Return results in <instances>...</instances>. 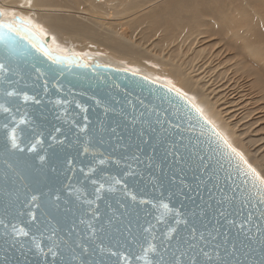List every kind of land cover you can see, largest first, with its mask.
I'll use <instances>...</instances> for the list:
<instances>
[{
  "label": "water",
  "instance_id": "1",
  "mask_svg": "<svg viewBox=\"0 0 264 264\" xmlns=\"http://www.w3.org/2000/svg\"><path fill=\"white\" fill-rule=\"evenodd\" d=\"M19 19V16L3 19L0 12V23ZM25 29L31 30L29 39L38 47L43 45L58 57H70L71 62L65 60L53 64L43 51H37L28 39H24L27 34ZM0 37V63L7 69L0 71V104L11 109L10 112L0 110V221L4 222L0 224V264H61L60 256L53 258L50 253L44 255L53 239L60 243L63 258L67 261L70 258L68 245L74 246V242L81 238L89 246V254L80 257V249H76L79 258L73 260L72 264H81V260L86 264H117V257L107 252L101 255L93 251L96 248L93 243L95 237L88 224L97 229L103 228L98 233L103 243L113 251L130 256V264H145L144 259L135 257L143 256L141 245L147 247L149 243L157 246V253L163 255L165 261L172 258L173 251L177 255L189 251L182 240L178 241L174 237H186L188 227L192 225L204 232L206 241H211L207 247L198 236L197 240L192 241L198 248L205 247L209 251L213 257L210 264H216V251L229 264H261L264 260V233L257 231V225L264 229V223L257 218L264 210V205H260L254 195L251 177L241 176L237 167L240 162L233 157L229 163L224 156L225 150L216 147L217 139L212 135L210 126H205V135L200 134L201 122L197 114L175 93L168 92L165 87L168 85L97 60L87 62L70 51L63 54L52 50L48 45L49 37L41 35L27 24L22 26L19 36L15 32L0 29ZM37 68L40 72L36 71ZM41 73L45 75L41 76ZM45 81L48 88L46 93L43 90ZM5 89L16 90L21 95L6 97ZM23 93L35 96L40 103L25 101ZM96 99L109 104L113 110L105 113L103 105L95 103ZM128 101L132 102L131 105ZM151 109L161 113V117L166 120V128L170 127L167 121L172 125H180L179 129L171 130V135L163 145L153 141L156 143L155 150L151 144H141L138 137L141 124L132 123L133 116L139 118L140 112ZM85 125L87 136L80 132V128ZM12 128L17 131V149L11 147L9 139ZM113 128L116 129L115 133L112 132ZM85 140L95 145V159L91 152H83ZM172 140L180 142V152L185 156L191 155L195 161L191 169L200 177L199 181L194 180L193 171L188 165H182L185 172L179 175L186 173L187 184H200L198 195L188 189L180 193L177 187L179 182L173 184L170 181L178 167L174 164L173 156L167 155L165 158V148H170ZM138 144L143 151L136 147ZM33 145L34 150L30 151ZM133 155L138 156L139 161L133 160ZM200 157L204 158L203 161ZM69 159L73 161L71 166L67 164ZM101 159L105 160L104 164L99 163ZM129 166L133 174L125 175L129 172ZM93 167L96 169L93 179L115 177L123 183L106 184L100 199H96L91 183L83 179L80 171L83 168L87 172ZM245 179L248 180L247 184L243 183ZM69 183L74 186L73 189L66 187ZM125 184L136 195V201H132L130 195L125 196ZM110 186L115 191L109 192ZM249 193L253 194L251 203L245 200ZM32 195L41 197L39 208L29 203ZM56 195L61 197L57 201L59 207L49 203ZM186 195L192 199H187ZM221 199L226 201L224 207L233 213L244 205L239 216L229 217L235 218L237 225L243 222L244 229L237 235V228L232 227L228 231L227 243H224L223 235L215 241L208 235L209 231L216 235L213 224L218 218L216 209L221 207L217 201ZM86 200L94 201L91 207ZM140 200L151 203L141 204ZM161 204H168V209ZM208 204L212 207H207ZM176 210L183 214V219L189 221L188 227L174 223ZM30 211L36 215L35 221L30 222ZM93 211L98 213L95 219L91 215ZM249 212L253 214L250 223L245 221ZM81 219L85 223L81 224ZM4 224L8 227L5 228ZM13 224L17 228L24 227L30 235L13 238L10 235ZM204 224H208L207 231ZM221 224H224L223 219ZM169 227L177 228V233L166 236ZM227 227H222L221 233ZM69 228L74 229L72 235L68 234ZM53 230L58 233L57 237H52ZM36 243L41 245L43 251L36 248ZM217 243L222 246L214 250ZM168 244L171 246L165 252ZM157 253L147 254L153 264L159 259ZM182 259L187 261V257ZM204 259L203 256L198 257L199 261Z\"/></svg>",
  "mask_w": 264,
  "mask_h": 264
},
{
  "label": "bare ground",
  "instance_id": "2",
  "mask_svg": "<svg viewBox=\"0 0 264 264\" xmlns=\"http://www.w3.org/2000/svg\"><path fill=\"white\" fill-rule=\"evenodd\" d=\"M237 3L240 4L239 0ZM220 4L223 5L221 0H0V12L2 18L7 20L12 19L14 17L12 15L15 13L22 14L20 18L26 22L27 26L34 28L43 36H48L49 39L51 36L53 37L52 42L49 40L50 43H48L52 50L63 54L70 51L80 55L87 62L97 60L121 68H133L132 70L135 72L154 78V80L163 79L162 82L169 75L171 77V74L176 76L180 80L179 85L186 88L184 90L193 103L203 110L206 117L217 125L230 143L241 151L264 176V149L255 145L258 140H253L260 139L259 136H261L257 135L253 126L257 129L261 127L263 130L264 117H254L255 108L248 104L242 92L237 91L231 82L233 77L230 76L229 69L223 67V61H216L217 55L211 54L201 59L209 51L207 46L198 48L197 36L193 39L191 33L194 28H199L205 21V17L206 19L210 17L216 30L204 31L202 34H218L222 40H219L220 42L226 41L224 45L227 49L230 48L228 44L238 49L242 48L243 51L245 49L246 55L264 64V57L260 58L262 55L264 56V40H259L260 37H264V20L263 22L262 19L255 20L254 24H256L251 28L249 26L239 28L236 19L229 16L231 14V12L228 14L229 9L227 14L226 10L221 9L220 11V14L225 16L224 20L223 18L216 20L214 16L219 15ZM224 4L226 6V3ZM228 4L227 7H230L231 5L228 6ZM242 4L239 7L244 6ZM249 11L247 10V12ZM251 13L253 12L251 11ZM253 15L256 17L255 13ZM141 27L143 28L141 29ZM210 27L208 31L213 29ZM146 29L150 33L143 31ZM199 29L202 31L201 28ZM141 30L140 37H136L135 33L137 34V31ZM156 33H159L157 35L160 38L158 42L153 40L157 38L156 35L153 37ZM150 39L154 42L150 44L151 49L149 45H144V43L152 41ZM85 41L92 45L87 46ZM239 42H242L241 45H238ZM53 45H56V49L53 48ZM97 46L103 47L107 51L100 52L98 50L99 52H97L95 50ZM151 52L164 54L170 59L180 57L183 62L181 65L190 67L201 59V67L197 70L202 69V72L194 75L195 70L187 72L181 67L169 65L167 61L161 60L162 55L156 56ZM166 71L170 74H165ZM251 74L253 73L251 72ZM206 76L215 84V88L209 94L205 93L207 89L203 90L207 84ZM222 79H226L228 82L217 84L216 81H222ZM226 80L224 81L226 82ZM230 82L231 84H229ZM222 101H225L223 104H228L225 110L221 107L223 104L220 102ZM226 110H230L231 116L236 115L239 120H246L247 122L244 124L250 128L247 133H256L255 136L251 135L250 138L248 135L244 136L246 132L237 128L236 121L229 120L230 115H223ZM262 146L264 148V143Z\"/></svg>",
  "mask_w": 264,
  "mask_h": 264
},
{
  "label": "snow or ice",
  "instance_id": "3",
  "mask_svg": "<svg viewBox=\"0 0 264 264\" xmlns=\"http://www.w3.org/2000/svg\"><path fill=\"white\" fill-rule=\"evenodd\" d=\"M25 23L26 22L22 18H20L19 20H16L14 22L0 23V29H5L9 33L15 32V34L17 36H19V35H21V28ZM25 32L27 34L24 35V39H28V42L30 44H32V47L36 48L37 51H43V54L45 56H47V58L49 60H51L53 64L63 63L65 60L71 62L70 57H58V56L53 55L49 50L45 49L43 45H40L38 47L37 44L33 43L32 40L29 39V35H32L31 30L25 29ZM0 38H2V37H0ZM261 70L264 71V68H262ZM0 71H7V69L5 68V65L2 63H0ZM36 71L40 72V69L37 68ZM53 71H55V70H53ZM43 75H45V73H41V76H43ZM133 75H135V73H133ZM144 79L147 80L148 78L144 77ZM152 83H155V81H152ZM165 87H167L168 92L175 93L176 97H178L180 100L184 101L186 106H188L191 110H193L197 114L198 120L201 122L200 123V128H201L200 134L202 136L205 135V126H210V131H211L212 135H214L217 139L216 147L222 148L223 150H225L224 156L228 159L229 163H231V159L233 157L236 158L240 162V164L237 166L239 169V174L241 176L251 177L252 188L255 189L254 195H255V197L258 198V203L260 205H264V177H262L260 175V173H258L256 171V169H254L247 162V160L244 158V156L240 152H238L237 149L234 148L229 143L228 139L222 133L219 132V130L216 128V126L204 115L203 110L200 107H198L195 103H193V101L190 98H188L186 93L182 92L180 89L176 88L175 86H171V87L165 86ZM43 90L45 93L48 90L47 81L44 82ZM4 95L6 97H16V96H20L21 92H18L16 90L8 91L7 89H5ZM23 99L25 101L33 100L37 104L40 103V100L36 99L35 96H29L27 93H23ZM93 99H95V98H93ZM56 103L59 104V103H61V101H56ZM95 103L97 105H103L105 113L113 110L109 104H105L103 101H101L99 99H96ZM131 103H132L131 101H128L129 105H131ZM142 103H143V101H141V104ZM77 106L80 107L79 104ZM0 110H2L3 112H10L11 111V109L8 107H5L4 104H0ZM82 110L86 111V109H82ZM121 111H123V109ZM133 111H135V106H133ZM153 116L155 117L154 120H153ZM85 119H87V117H85ZM132 123L133 124H136V123L141 124V130L138 133V137L141 141V144H143V145L151 144V146L153 147L154 150L156 148V143H154L153 141H157L160 145H163L164 141L166 139H168L169 136L171 135V130L180 128L179 124L172 125L170 121H167V123H169L170 127L166 128L165 127L166 120L161 117V113L159 111H157L156 109H151L148 111L140 112L139 118L133 116L132 117ZM5 127H7V125ZM56 131L59 132L60 129H56ZM115 131H116V129L113 128L112 132L115 133ZM80 132L85 133V135L87 136V126L85 125L84 127H81ZM146 136H147V138L145 139ZM9 139L11 142V147L13 149L19 148V144L17 142V139H18L17 138V131L15 128L11 129V131L9 133ZM53 139H56V138L53 137ZM182 139L183 138L181 137V140ZM59 142L62 143V141H59ZM136 147L138 149H140L141 151H143V149L140 148L139 144ZM82 148H83L84 153H90L91 152L93 155V159H95L97 152L93 151V149L95 148V145H93L90 140H85L84 144L82 145ZM20 150L23 151V149H20ZM29 150L30 151L34 150V145ZM165 153H166L165 158H167V155L173 156L174 164L178 166L177 171L174 172L170 178L171 183L177 184V181L179 182L177 187H178L180 193H184L185 189H188L189 192H196L198 195L199 194L198 190H199L200 184L199 183H196L195 185L187 184V183H185L186 173H185V175H179V173L185 172V169L182 165H188L190 170L193 171L194 180L195 181L200 180V177L198 175H196L195 170L191 169V165L195 164V161L192 159L191 155L185 156L183 153H181L180 152V142H178L176 140H172L170 148H165ZM100 155H102V154H100ZM40 159L43 160L44 157H40ZM132 159L139 161V157L136 155H133ZM203 159H204L203 157H200L201 161H203ZM72 163H73V161L71 159H69L67 161V164L69 166H71ZM99 163L104 164L105 160L101 159V160H99ZM116 163L119 164V161H116ZM241 165H242V167H241ZM197 167H199V165H197ZM80 171H81V173H83V179L85 181H89L91 183V185L93 187V194L95 195L96 199H100V194L105 190L106 184H112V183L121 184V183H123L122 180L116 179L115 177L108 178L107 180H104L103 178L93 179V174L96 171V169L94 167L89 168L87 172L83 168H81ZM130 174H133L131 172V166H129V172L125 173V175H130ZM69 179H71V178H69ZM102 180H103V182H101ZM243 183L247 184L248 180L245 179L243 181ZM66 187L68 189H73L74 186L71 183H69ZM108 191L109 192L115 191V188L110 186V187H108ZM124 194L126 197L130 195L132 201H136V199H137L136 195L132 194L128 190V187L126 184L124 185ZM42 195H44V194H42ZM252 195H253L252 193H249V195H247L245 197V200H247L249 203H251ZM186 198L192 199L191 196H187V195H186ZM40 199H41V197L39 195H32L29 203L34 205L36 208H39L41 206V204L39 203ZM60 199H61L60 195H56L54 197V199L49 200V203H51L52 206H54V207H59V205L57 204V201H59ZM77 199H79V197H77ZM85 202L89 205V207H91V205L94 203V201H92V200H86ZM140 203L141 204H148L151 202L146 201V200H140ZM225 203H226V201L224 199L217 201V204L220 205L221 207L216 209V217H218V218H215V223L213 224V230L215 231L216 235H212V231L208 232V235L211 236L212 241H215L218 236L223 235L225 237L224 243H227L228 231L232 227L237 228V235H239L244 229V223L243 222L240 223L239 225H237L235 218L229 219L230 216H239L241 214V211H242V208L244 205L242 204L241 209H239L235 213H233L232 211H228V209L226 207H224ZM161 206L165 209H168V207H169L168 204H161ZM154 207H155V205H154ZM207 207L211 208L212 205L208 204ZM28 215L30 217V222L36 220V215L34 212L30 211L28 213ZM91 215L94 219L98 217V213L95 211H93L91 213ZM182 217H183V214L179 210H176L174 213V216H173L174 223L176 225L183 224L184 226L188 227L189 221L187 219H183ZM221 219H223L224 224H221ZM252 219H253V214L251 212H249L248 215L245 217V221L250 223L252 221ZM257 219H259L262 223H264V210H261L260 216ZM3 223H4L3 221H0V224H3ZM80 223L83 224V223H85V221L83 219H81ZM225 225H227L228 227L225 228V231L223 233H221V228L224 227ZM4 227L7 228L8 225L4 224ZM203 227L206 231L208 230V224H204ZM88 228L92 232V236L95 237V239H93V243L96 244V248L93 251H98L101 255H103L105 252H107L111 256L117 257V264H120V262H123V264H130V261H131L130 256L126 255L123 252L113 251L112 248L107 247L103 243V240L98 235V233L103 231V228L97 229L92 224H88ZM12 229H13V231L10 235H12L13 238H15L16 236L28 237L30 235L29 232L24 227L17 228L16 225L13 224ZM145 231H149V229H145ZM257 231L264 233V229H262L260 227V225H257ZM73 232H74V229L69 228L68 234L72 235ZM172 233H177V228L169 227L168 233H166L165 235L169 236V234H172ZM57 236H58V233L55 230H53L52 237H57ZM197 236L199 237V240L205 241V247H207V244L211 243V241H206L204 232L198 231V229L194 225L188 227L186 237H179V236L174 237L178 241L182 240L183 243L187 245L188 250L192 253L191 255H189V251L181 252L180 255H177L176 251H173L171 253L172 258L170 260L165 261L164 256L157 253V246L155 244L149 243L147 247H144L143 245H141L143 256H137L135 258L136 259H144L145 264H153V261L149 260L148 255H147L148 253L151 252V253H157V255L159 256V259L155 262V264H210L213 257H212V255H210L209 251H206L205 247H199L198 248V245L196 243H192V241L197 240ZM169 238H173V237H169ZM155 239H156V237L153 236V240H155ZM33 241H35L34 236H33ZM97 241H99V242L97 243ZM64 243L67 244V241H64ZM170 246H171L170 244L165 246V249H164L165 252L167 251L168 247H170ZM221 246L222 245L220 243L215 244L214 250L220 249ZM68 247H69V251H70V258L67 261H65L63 258V255H62L63 250L60 249V243H58L57 240H55V239H53L52 245L50 247H48V251H47V253H44V255L47 256L50 253L53 258L60 256L61 257V264H72L73 260H76L79 258L76 256V249H80V257L84 256L85 254H89V246L82 242V238L75 241L74 246L68 245ZM36 248L43 251L41 249V245L39 243H36ZM197 249H198V251H197ZM233 250H235V245H233ZM262 250H264V241H262ZM199 256H203L205 259L203 261H199L198 260ZM182 257H187V261L182 259ZM216 257H217L216 264H229L228 261H226L220 257L219 251H216ZM81 264H86V262L81 260ZM261 264H264V260L261 261Z\"/></svg>",
  "mask_w": 264,
  "mask_h": 264
},
{
  "label": "rangeland",
  "instance_id": "4",
  "mask_svg": "<svg viewBox=\"0 0 264 264\" xmlns=\"http://www.w3.org/2000/svg\"><path fill=\"white\" fill-rule=\"evenodd\" d=\"M230 1H232V2H230ZM229 2L228 1H226V0H221V3L223 4L222 6L224 7L225 6V4L224 3H226V6L224 7V9H223V7L221 6V4L219 5V7H221L220 9H219V15L217 14L216 16H214L215 17V19L216 20H220L221 18H223V20H224V17L220 14L221 12V9L223 10V11H225L226 10V14H227V10H228V14H230L229 12H231V14L229 15V16H231V18L232 19H236V21H237V24L239 25L238 27L239 28H242V27H244V28H246L247 26H249L250 28H251V26H253V25H255L254 24V21L255 20H261L262 22H263V20H264V18H263V13H264V0H248V2H246L245 0H239V5H238V3H237V1L238 0H230ZM245 1V2H244ZM252 1V2H251ZM250 2V3H249ZM229 3V4H228ZM231 3V4H230ZM235 3V4H234ZM236 3H237V5H236ZM244 4V6H241V7H239L241 4ZM252 3V4H251ZM262 5H261V4ZM227 4H228V6H232V8H231V6L230 7H227ZM242 4V5H243ZM233 5H235V6H233ZM249 5V7H247ZM260 5H261V7H260ZM238 6V7H237ZM259 6V7H258ZM253 7H256V8H253ZM241 8V9H240ZM251 9V10H250ZM230 10H232V11H230ZM247 10L249 11V12H247ZM263 10V11H262ZM246 11V12H245ZM251 11L253 12V13H251ZM262 11V12H261ZM249 13V14H248ZM255 13V15H256V17H254V14ZM262 14V15H261ZM251 15V16H250ZM12 16H19V17H22V14H20V13H15V14H13ZM258 17H259V19H258ZM261 17V18H260ZM207 18H208V16H207ZM205 19V21L207 20H210V21H208V22H205L204 20V22H205V24H206V26L204 25V22H202L201 23V25L199 26V28H201L202 29V31L199 29V28H194L193 29V31L191 32L192 34H193V39H195L194 37H196V44H198V48H200V47H202V46H207V49H208V51H209V53L208 52H206V54H204L203 55V57H201V59L202 58H206V56L208 57L209 55H211V54H213V55H217V58H216V61H223V67H225V68H227V69H229V74H230V76L231 77H233V79H232V84L233 85H235V87L237 88V91L238 92H242V94L243 95H245V98L244 99H246V101L248 102V104H251L254 108H255V111H254V117L255 118H258V117H264V71H262L261 69L262 68H264V64L263 63H261V62H257L256 61V59H254V58H252V57H250L249 55H246L245 54V52L247 53V51L244 49V51H243V49L242 48H235L233 45H230V44H228L229 45V47L230 48H228L227 49V47H226V45H224V43L226 44V41L224 42V40H223V43L222 42H220V41H222L221 40V37H218V34L217 35H215V33L214 34H212V35H210V33L209 34H202V32H212L213 30H216V28L214 27L215 26V24H214V22L212 21V18H210L209 17V19H206V17L204 18ZM253 19V20H252ZM253 21V22H250V21ZM215 21V20H214ZM245 21V22H244ZM212 23V25H210L211 23ZM216 22V21H215ZM242 22V23H241ZM249 22V23H248ZM210 23V24H209ZM252 25H251V24ZM207 24H208V26H207ZM246 24H249V25H246ZM203 25V26H202ZM243 25V26H242ZM211 26V27H210ZM41 27V26H40ZM204 27V28H203ZM211 28L212 29V27H213V29L210 31V29H209V31H208V28ZM42 28V27H41ZM143 27H141V29H142ZM263 29V28H262ZM200 32H199V31ZM207 30V31H206ZM260 30V29H259ZM264 30V29H263ZM143 31H147L148 33H150L147 29L146 30H143ZM46 32V31H45ZM142 32V30L141 31H137V34L135 33V36L136 37H140V33ZM263 33V32H262ZM46 34H48L49 35V33L48 32H46ZM196 34V35H195ZM199 34V35H198ZM264 34V33H263ZM155 35H156V37L157 38H155L156 39V41H155V39H153L154 40V42H158L159 40H160V38H159V36H157V35H159V33L157 34H154L153 35V37H155ZM161 35V34H160ZM195 35V36H194ZM220 36H221V34H219ZM50 36H51V34H50ZM152 37V38H153ZM219 38V39H218ZM256 38H257V36H256ZM259 39V38H258ZM264 40V37L263 38H261L260 37V41L261 40ZM52 40H53V37L51 36V39H50V42H52ZM150 40H152V39H150ZM153 40L152 41H148V42H146V43H144V45H149V48L151 49V47H150V44H151V42H153ZM220 40V41H219ZM253 41H255V39H252ZM251 40V41H252ZM262 40V41H263ZM49 42V43H50ZM153 42V43H154ZM89 42L88 41H85V44H87V46H91L92 44L90 43V44H88ZM137 43V42H136ZM240 43V42H239ZM238 43V45H241V43L239 44ZM244 43V42H243ZM223 45H224V47H223ZM194 46H196V45H194ZM56 47V45L54 46L53 45V48H55ZM58 47V46H57ZM203 48V47H202ZM56 49V48H55ZM95 50H97V52H101V51H103V50H105L103 47H99V46H97V49H95ZM99 50V51H98ZM107 50H105V52H106ZM104 52V51H103ZM151 53H153V52H151ZM154 55H156V56H160V55H162V54H160V53H153ZM234 55V57H233V55ZM251 59H250V58ZM264 56L262 55L260 58H263ZM258 59L259 61L261 60V59ZM201 59H200V61H196V62H194L195 64H193V66L192 67H190V66H187V65H181L183 62H182V59L179 57H177V59H170V58H168L167 56H164V54L162 55V58H161V60H163V61H167L168 62V64L169 65H175L176 67H181V68H183V69H185L187 72H190V71H194L195 70V73H193L194 75H197V74H199L200 72H202V69H200V70H197L199 67H201V64H202V61H201ZM187 60V59H186ZM186 60H185V62H186ZM237 60H239L238 62H237ZM255 60V61H254ZM124 62H126V61H124ZM236 63H237V65H236ZM200 64V65H199ZM236 65V66H235ZM118 67V66H117ZM163 67V66H162ZM161 67V68H162ZM121 68V67H120ZM158 68H160V67H158ZM240 68V69H239ZM123 69H128V70H131V71H134V70H132L133 68H126V67H124ZM240 70V71H239ZM231 71V72H230ZM135 72V71H134ZM251 72L253 73V74H251ZM139 73V72H138ZM204 73V72H203ZM243 73V74H242ZM165 74H168V72L166 71L165 72ZM170 74V73H169ZM168 74V75H169ZM233 75V76H232ZM173 76V77H172ZM259 76V77H258ZM148 77V76H147ZM167 78H168V80H167ZM171 78V79H170ZM153 80H154V78H152ZM155 80H157V79H155ZM162 80L163 79H159V80H157L158 82H161V83H164V84H166V85H168V86H175L176 88H178V89H180L182 92H184V93H186L185 92V90L184 89H186V88H182L180 85H179V83H180V80H179V78H177L176 76H174V75H172L171 74V77H170V75H169V77H166V80L164 81V82H162ZM178 80V81H177ZM224 80H226V79H224ZM223 79H222V81L221 80H217L216 82H217V84H219V85H221V84H226L228 81L226 80V82L224 81ZM205 81H206V85H205V87L203 88V90H205V89H207V91L205 92V93H211V90L213 89V88H215V84L214 83H212L211 81H210V79H209V77L208 76H206V79H205ZM167 82V83H166ZM231 82L229 83V84H231ZM209 86H210V88H209ZM181 87V88H180ZM216 89H217V87H216ZM218 91V90H217ZM252 91H253V93H252ZM218 93H220L219 91H218ZM253 94V95H252ZM256 95V96H255ZM211 96H212V94H211ZM258 97H259V99H258ZM189 98V97H188ZM254 98V99H253ZM256 98V99H255ZM250 101V102H249ZM225 101H222V102H220V104H223ZM227 103L226 104H223L221 107L225 110V109H227ZM231 113H230V110H226V111H224V113H223V115H225V116H228V115H230ZM205 115V114H204ZM206 116V115H205ZM229 120H232V121H236V126H237V128L239 129V130H241V131H244V132H246V134H244V136H246V135H248L249 136V138H250V136L252 135V136H255V134L256 133H258L257 135H261V136H259V138L260 139H253V140H258L256 143H255V145L256 146H258L259 148H262V149H264L263 148V146H262V143H264V119H263V126H262V129L263 130H261V127L260 128H256L255 126H253L255 129H256V133H247L249 130H250V128L248 127V125H245L244 123H246L247 121L246 120H239V117H237L236 115H233V116H231L230 115V117H229ZM211 121V120H210ZM212 122V121H211ZM213 123V122H212ZM259 123H262V122H259ZM214 125H215V123H213ZM216 126V128L219 130V132L220 133H222L225 137H226V135L217 127V125H215ZM227 138V137H226ZM228 139V138H227ZM229 141V140H228ZM229 143H230V141H229ZM231 144V143H230ZM232 145V144H231ZM260 145V146H259ZM233 146V145H232ZM234 147V146H233ZM235 148V147H234ZM238 152H240L241 154H242V152L241 151H239V150H237ZM243 155V154H242ZM244 156V155H243ZM244 158L247 160V162L254 168V169H256L251 163H250V161L244 156ZM256 171L258 172V170L256 169ZM259 173V172H258ZM260 175L262 176V174L260 173ZM262 177H264V176H262Z\"/></svg>",
  "mask_w": 264,
  "mask_h": 264
}]
</instances>
